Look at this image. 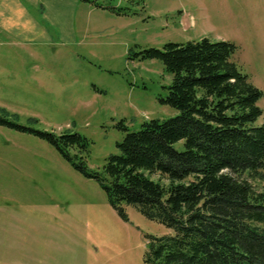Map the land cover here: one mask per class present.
Listing matches in <instances>:
<instances>
[{
	"label": "rangeland",
	"instance_id": "1",
	"mask_svg": "<svg viewBox=\"0 0 264 264\" xmlns=\"http://www.w3.org/2000/svg\"><path fill=\"white\" fill-rule=\"evenodd\" d=\"M16 6L29 29L10 27ZM204 37L236 43L264 92V0H0V118L86 136L76 161L100 170L129 132L179 114L161 101L173 75L141 51ZM259 104L264 122V95ZM29 131L0 122V193L48 196L61 243L82 244L76 262L144 264L150 239L174 233L135 205L122 218L96 178Z\"/></svg>",
	"mask_w": 264,
	"mask_h": 264
},
{
	"label": "trees",
	"instance_id": "2",
	"mask_svg": "<svg viewBox=\"0 0 264 264\" xmlns=\"http://www.w3.org/2000/svg\"><path fill=\"white\" fill-rule=\"evenodd\" d=\"M239 46L204 37L141 51L173 75L161 101L179 110L152 119L118 143L100 170L73 153L88 151L80 133L40 131L10 123L52 143L96 178L119 215L135 205L174 230L150 239L144 264H264V95L234 59ZM139 53H136L138 55ZM183 141V149L175 144Z\"/></svg>",
	"mask_w": 264,
	"mask_h": 264
},
{
	"label": "crops",
	"instance_id": "3",
	"mask_svg": "<svg viewBox=\"0 0 264 264\" xmlns=\"http://www.w3.org/2000/svg\"><path fill=\"white\" fill-rule=\"evenodd\" d=\"M14 8L16 17L6 14L12 18L10 27L23 21L29 29L23 8ZM48 198L0 193V264H80L76 261L82 244L61 243V228L48 218L51 208L57 206Z\"/></svg>",
	"mask_w": 264,
	"mask_h": 264
}]
</instances>
